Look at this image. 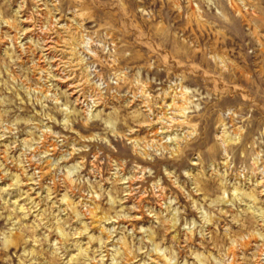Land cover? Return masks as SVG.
Here are the masks:
<instances>
[{
  "label": "rangeland",
  "instance_id": "1",
  "mask_svg": "<svg viewBox=\"0 0 264 264\" xmlns=\"http://www.w3.org/2000/svg\"><path fill=\"white\" fill-rule=\"evenodd\" d=\"M0 264H264V0H0Z\"/></svg>",
  "mask_w": 264,
  "mask_h": 264
},
{
  "label": "bare ground",
  "instance_id": "2",
  "mask_svg": "<svg viewBox=\"0 0 264 264\" xmlns=\"http://www.w3.org/2000/svg\"><path fill=\"white\" fill-rule=\"evenodd\" d=\"M51 24H52V23H51ZM149 88H150V87H149ZM181 100H182V98H181ZM173 102H174V101H173ZM146 104H147V103H146ZM146 104H145V105H146ZM149 108H150V107H149ZM182 110H183V109H182ZM184 110H185V109H184ZM150 111H151V110H150Z\"/></svg>",
  "mask_w": 264,
  "mask_h": 264
}]
</instances>
